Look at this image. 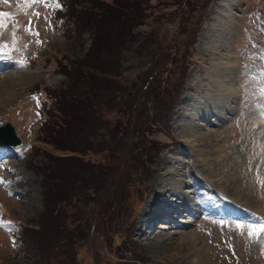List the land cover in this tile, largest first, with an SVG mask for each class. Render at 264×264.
I'll list each match as a JSON object with an SVG mask.
<instances>
[{
  "label": "rangeland",
  "instance_id": "1",
  "mask_svg": "<svg viewBox=\"0 0 264 264\" xmlns=\"http://www.w3.org/2000/svg\"><path fill=\"white\" fill-rule=\"evenodd\" d=\"M92 1L0 0L7 14L0 17V126L10 123L21 140L0 149V264H264V233L249 235L264 225V0L142 3L144 18L119 60L123 91L100 104L107 128L96 138L85 133L95 150L81 172L65 163L55 178L40 168L43 152L51 160L69 152L45 143L44 114L50 93L67 86L65 65L92 44L84 25ZM155 61L165 62L148 83ZM12 62L28 76L6 77ZM224 73L230 78L221 83ZM144 85L162 117L144 115ZM128 92L139 95L142 131L126 151L127 135L114 127H126ZM57 182L68 230L58 256L56 239L41 230L55 221L43 184L57 189ZM78 183L86 185L81 193ZM186 185L196 186L198 197H187L202 199L203 209L177 215L160 207L159 220L145 224L154 196H176Z\"/></svg>",
  "mask_w": 264,
  "mask_h": 264
},
{
  "label": "trees",
  "instance_id": "2",
  "mask_svg": "<svg viewBox=\"0 0 264 264\" xmlns=\"http://www.w3.org/2000/svg\"><path fill=\"white\" fill-rule=\"evenodd\" d=\"M146 2L147 0H110L109 2L103 1L101 4L99 0L98 3L95 0L92 1L89 10L90 17L88 22L84 23L85 27L93 32L92 44L81 59L72 60L65 65L64 73L67 74V82L65 81L67 86L61 91L50 93L52 105L47 112L48 118L42 125L45 128V143L67 150L69 155L65 158L63 156L51 160L46 149L42 157L45 159L40 163L43 173H46V169H48L55 178H60V169L66 165L65 163L72 164L76 170L81 172L85 167L83 157L89 152L94 153L92 150L95 148L92 147V142L89 138L86 141L83 140L84 135L87 133L88 136L92 135V138H96L100 128H107V122L102 120L101 110L103 107L101 108L100 104L109 105L114 96L116 97L120 91H123L122 82H119L120 79H118L121 74L119 60L124 51L130 49L133 41V27L144 18L143 9L140 6ZM181 5L179 2L178 7ZM163 63L152 62L148 83L154 78L155 81L158 80L157 74ZM142 90L143 96L150 101V105L144 109V115L153 116L154 119L157 116L158 118L162 117L163 111L155 106L157 103L155 92L150 91L145 85L140 88V91ZM127 97H133L134 100L129 99L125 105L129 116L126 118V127L119 124L114 127L117 132L122 130L123 134L127 135L126 151L133 144L136 146L142 131L141 127L136 126V119L139 120L140 115H135V106H138L139 95L137 97L130 96V92H128ZM154 119L151 120L156 122ZM47 128L48 132L46 133ZM43 187H45L43 192L45 211L48 210L55 221H53L54 228L51 227L52 230L44 229L43 226L41 230L48 234V238L52 236L56 239L58 256L62 232L67 233L68 231L66 226L61 224L59 218V182H57V189L53 183L48 187L44 183ZM83 187L85 188L86 185L76 184L79 193L82 192Z\"/></svg>",
  "mask_w": 264,
  "mask_h": 264
},
{
  "label": "bare ground",
  "instance_id": "3",
  "mask_svg": "<svg viewBox=\"0 0 264 264\" xmlns=\"http://www.w3.org/2000/svg\"><path fill=\"white\" fill-rule=\"evenodd\" d=\"M1 60V59H0ZM3 61V60H2ZM2 63V62H1ZM1 65V64H0ZM14 65H17V64H15V63H12V68H13V70H11V71H7V72H4L5 74H6V77H12V75H14L13 74V72H17V74L19 75V80H21V79H23L25 76H28V75H26V74H28V72L29 71H27V70H24L23 68V66H19V67H14ZM4 66V65H3ZM27 67V66H26ZM2 68V67H1ZM14 70H16V71H14ZM19 71H21V72H23V71H25L26 73L24 74V73H20L19 74ZM5 74H4V76H5ZM13 78H14V76H13ZM217 78H218V81L219 82H221L222 83V81L221 80H223L224 81V79L225 78H230V73H224V74H222V75H217ZM0 89H1V86H0ZM2 93L0 92V96H2L1 95ZM4 101V98H1V104H2V102ZM0 104V105H1ZM184 186V188H185V185H183ZM186 187H187V192H179V194H177L176 196H169V194L172 192V194H173V191L174 190H171V191H165V192H163L162 193V199L164 198V199H167L168 197H171L169 200H166L167 202H168V204L169 205H167L166 206V204H164L163 202L162 203H160V201L162 200L161 198H156L155 196H154V200H152L153 202H150V203H148V205L146 204V208L144 209L145 210V212H146V215H145V218L144 219H146V220H144L145 221V224L146 225H148L149 224V222H150V218H148V217H151L152 218V220H153V222H156L157 220H159L158 219V217L159 216H157L156 215V213H157V211L159 210V208L161 207V209H162V207H164V209H167L168 211H170V212H174V213H176L177 215H182V214H184V213H186L187 215H189V214H191V210H193V212H194V214L196 215V213H198L197 212V210L198 209H200L201 208V205H202V209H203V201H202V199H193V200H191L190 198H188L187 197V195H188V193H190L191 195H193L195 198H197L198 197V193H197V188H196V186H190V185H186ZM181 191V190H180ZM170 192V193H169ZM159 192L158 191H156V193L155 194H158ZM181 195H182V197H181ZM184 197V198H183ZM152 198V197H151ZM151 200V199H150ZM149 200V201H150ZM183 202H184V204L185 205H188V206H190L191 207V209L190 208H186L185 206H183ZM173 203V204H172ZM195 203H196V205H197V207L196 208H194L195 206ZM158 204V205H157ZM172 204V205H171ZM148 206V207H147ZM194 206V207H193ZM148 211H150L149 213H148ZM182 212V213H181ZM156 215V217H154L153 218V216H155ZM192 215V214H191ZM209 223V222H208ZM210 223H212V222H210ZM159 224V223H158ZM133 228H134V226H133ZM157 228V227H156ZM134 230V229H133ZM154 230V229H153ZM134 232V231H133Z\"/></svg>",
  "mask_w": 264,
  "mask_h": 264
},
{
  "label": "water",
  "instance_id": "4",
  "mask_svg": "<svg viewBox=\"0 0 264 264\" xmlns=\"http://www.w3.org/2000/svg\"><path fill=\"white\" fill-rule=\"evenodd\" d=\"M21 143L20 139L16 137L13 127L10 124H5L0 127V146L17 147Z\"/></svg>",
  "mask_w": 264,
  "mask_h": 264
},
{
  "label": "snow or ice",
  "instance_id": "5",
  "mask_svg": "<svg viewBox=\"0 0 264 264\" xmlns=\"http://www.w3.org/2000/svg\"><path fill=\"white\" fill-rule=\"evenodd\" d=\"M4 3H7L8 0H3ZM7 14L5 13H0V17L6 16ZM4 27V23L3 20H0V28ZM242 227V225H237V228ZM260 233H264V225H260L259 227H253L250 231H249V235L253 236V235H259Z\"/></svg>",
  "mask_w": 264,
  "mask_h": 264
}]
</instances>
